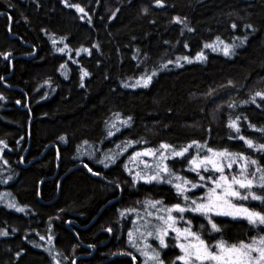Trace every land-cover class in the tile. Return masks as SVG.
<instances>
[{
	"label": "trees",
	"instance_id": "1",
	"mask_svg": "<svg viewBox=\"0 0 264 264\" xmlns=\"http://www.w3.org/2000/svg\"><path fill=\"white\" fill-rule=\"evenodd\" d=\"M69 3H79L87 16L80 19L82 14L62 0H0V140L8 145L3 151L8 164L0 160V231L9 233L0 235V264H54L50 247L61 254V264H133L120 253L135 254L127 232L136 214L121 217V211L134 207L143 216L138 202L146 198L177 202L171 185L134 183L125 169L128 157L144 147L197 140L243 151L264 165L261 153L230 139L237 133L228 126L230 118L239 116L240 134L264 142V133L248 127L249 122L264 127V106L242 103L264 91V0H165L164 7L155 0ZM177 15L186 17L194 31H182L183 25L174 22ZM247 23L256 30H246ZM245 35L248 40L235 55L219 50L217 37L233 43ZM214 42L217 51L204 48ZM65 44V52H58ZM201 51L206 60L195 59ZM183 56L192 62L181 59L177 66L176 59ZM168 60L173 63L159 69ZM152 68L158 75L149 87L123 86ZM85 70L90 75L81 79ZM233 102L236 107H229ZM257 103H262L259 98ZM117 112L133 121L109 137L106 122ZM140 138L148 143L129 147L109 167L100 163L109 149L119 151L121 141ZM85 164L101 175L90 173ZM10 201L25 211L9 208ZM185 215L195 217L194 231L204 225L209 244L220 237L229 243L247 241L259 231L244 219L213 215L221 231L209 235L205 217ZM149 242L158 244L152 238ZM168 244L162 258L172 264L180 249L172 239ZM141 260L137 254L136 264Z\"/></svg>",
	"mask_w": 264,
	"mask_h": 264
},
{
	"label": "snow or ice",
	"instance_id": "2",
	"mask_svg": "<svg viewBox=\"0 0 264 264\" xmlns=\"http://www.w3.org/2000/svg\"><path fill=\"white\" fill-rule=\"evenodd\" d=\"M62 2L65 6L75 8L78 13H81L80 19L87 16L85 8L79 3H69V0H62ZM155 4L164 7L165 0H155ZM116 11H119V9ZM144 11L147 12L148 9L145 8ZM88 19L91 18L88 17ZM186 20V17L181 18L179 15L174 18L175 23L183 25L182 31L184 28L188 31H194L188 26ZM237 27L236 22L231 23L232 29ZM243 27L246 30H256L252 23H247ZM63 39L61 37V40ZM247 40V35L243 38L234 37L233 43H224L220 40V37L216 38V41L222 44L219 50L225 56L235 55V49L243 46ZM235 41H239V43ZM52 42L54 45L57 43L55 39ZM67 48L68 45L65 44L63 48H57V51L63 53ZM204 48L217 51L215 42L206 43ZM79 51L91 54V50L87 48H81ZM139 52L140 50L137 49V53ZM0 55L4 54L0 53ZM8 55H5V59L8 58ZM181 59L188 63L192 62V58L189 56L178 57L176 59L177 66H182L180 64ZM195 59L206 60L207 56L201 51ZM172 63V60H168L167 63L159 65V69H166ZM88 75L90 74L86 70L83 71L81 79ZM157 75L158 69L152 68L144 71L134 83H122L125 88H147ZM229 85L235 87L232 81H229ZM212 94V92L207 93L209 96ZM258 98L262 103H257ZM0 99H3V97H0ZM242 103L256 104L257 107L264 106V91H255L248 100H244ZM229 107L235 108L236 103L229 104ZM239 120V116L229 120L228 126L237 133L236 137H230V139L235 138L244 141L249 149L261 153L262 158H264V142H255L253 139L240 134ZM132 121L133 117L130 115L122 118L120 113H113V118L106 122L107 136L115 135L122 127H130ZM248 127L264 133V127L257 128L251 122L248 123ZM61 139L65 140L66 138L61 137ZM84 143L87 144L88 142L85 141ZM147 143L144 138L123 140L116 145L119 151L114 152L109 149L100 163L104 164L105 167H109L129 147ZM0 145L3 146L0 147V160L7 165L8 161L3 158V151L8 145L3 140H0ZM190 150H192L191 154H189ZM169 160H173L175 163L170 166ZM128 161L133 167H129V164H125L124 167L132 176L134 183L142 181L145 184L171 185L175 189L177 202L168 205L163 200L146 198L138 202L144 209L143 216L140 215V210L134 207L122 210L121 217L126 213H135L136 222H133L132 229L127 232L128 245L135 250V254L132 251H126L120 253L121 255L129 256L133 264L137 262V254L142 257L140 264H165L162 251L169 247L167 238L171 232L174 234L172 236L173 247L180 249V254L175 257L172 264H176V262H179V264H264V191L257 192L253 190L254 188L264 190V165L260 163L259 159L253 158L252 155L245 154L243 151H230L228 148L217 149L209 147L206 143L201 144L200 141L192 140L184 145L161 143L156 147H144L141 150L134 151L128 157ZM177 165H181V167L177 168ZM234 165L237 166L235 172L232 171ZM84 167L93 175H101L100 172L93 171L87 164ZM250 167L251 171H249ZM133 168L135 171H133ZM185 171L194 173V177L189 178L188 175L181 174ZM8 179L10 180L12 177L9 176ZM196 189H200V192L197 193ZM250 200L259 202V205L250 206L243 203ZM7 206L20 212L25 211L24 207H19L14 202H9ZM185 213L199 214L205 217L210 225L209 235L211 232L221 231V227L213 219V215L244 219L259 231L247 241L229 243L223 237H220L214 243L209 244L203 236L204 225L200 224L199 228L194 231L192 223L195 217L189 218ZM107 231L111 232L112 228L109 227ZM8 234L6 230L0 231L2 236ZM149 238L158 241V244L154 246L149 242ZM40 239L43 240L45 237L41 236ZM49 244H52V237H49ZM90 247H94V245H90ZM48 251L52 255L54 264H61L59 259L61 254L54 252L51 247ZM73 264H75L74 261Z\"/></svg>",
	"mask_w": 264,
	"mask_h": 264
},
{
	"label": "rangeland",
	"instance_id": "3",
	"mask_svg": "<svg viewBox=\"0 0 264 264\" xmlns=\"http://www.w3.org/2000/svg\"><path fill=\"white\" fill-rule=\"evenodd\" d=\"M147 159H150V158H147ZM197 190H199L198 192H200V189H196L195 191H197ZM191 193H189V195H190ZM7 201V200H6ZM10 202H12V201H10ZM235 202V201H234ZM174 215H175V213H174ZM221 217H226V216H221ZM229 218H232V217H229ZM237 219H241V218H237ZM174 234L173 233H169V236H168V238L167 239H172V236H173Z\"/></svg>",
	"mask_w": 264,
	"mask_h": 264
},
{
	"label": "bare ground",
	"instance_id": "4",
	"mask_svg": "<svg viewBox=\"0 0 264 264\" xmlns=\"http://www.w3.org/2000/svg\"><path fill=\"white\" fill-rule=\"evenodd\" d=\"M113 204V202L112 203H110V204H108V205H112ZM102 212V211H101Z\"/></svg>",
	"mask_w": 264,
	"mask_h": 264
}]
</instances>
